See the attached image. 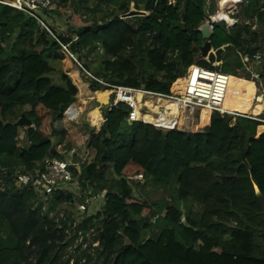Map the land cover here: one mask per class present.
<instances>
[{"label":"trees","instance_id":"obj_1","mask_svg":"<svg viewBox=\"0 0 264 264\" xmlns=\"http://www.w3.org/2000/svg\"><path fill=\"white\" fill-rule=\"evenodd\" d=\"M52 1L54 20L62 23L65 13L59 11L70 7L81 15L100 0ZM101 1L109 10L101 22L74 27L66 21L63 32L55 31L46 15L52 35L36 20L0 5V264H264L259 201L264 132L253 136L254 126L264 123L223 115L214 135H199L192 148L173 144L169 135L149 126L118 137L122 116L115 111L97 131L81 125L89 139L80 150L68 130L55 128L79 94L62 70L60 44L76 58L80 80L92 95L106 88L90 77L107 83L108 71L115 73L120 65L122 75L133 74L118 85L163 93L165 88L145 71L163 69L178 49L185 57L179 59L178 75L194 65L233 78L240 56L260 53L254 75L264 82V0H242V19L231 28L213 25L212 51L228 47L218 64L201 58L205 42L195 32L216 11L215 0L208 14L204 0ZM131 11L144 15L124 19ZM40 64L51 76L35 68ZM22 115L31 128L17 126ZM71 152L77 160L82 153L91 159L88 166L70 168L82 192L113 191L99 215L79 226L72 224V195L44 202L30 189L14 186L4 171L43 173ZM151 179L157 191L144 196ZM196 205L202 207L198 214ZM91 230L98 247L83 248ZM78 234L84 242H78Z\"/></svg>","mask_w":264,"mask_h":264},{"label":"built area","instance_id":"obj_2","mask_svg":"<svg viewBox=\"0 0 264 264\" xmlns=\"http://www.w3.org/2000/svg\"><path fill=\"white\" fill-rule=\"evenodd\" d=\"M204 1L206 4L204 10L208 14L210 0ZM230 3H233V6H230ZM242 4V0H222L219 9H216L213 14H208L206 18L210 29L213 30V25L219 23H225L230 28L235 26L242 19ZM0 5L36 20L39 27L52 35L46 25V21L48 20L45 19L47 15L50 25L55 21L53 15L55 4L52 0H0ZM222 16H228L233 22L229 23ZM248 25L252 30L255 29L253 25ZM60 49L67 61L73 62V64H76L80 68L76 58L69 51L68 47L60 44ZM260 60V53H254L247 57L240 56V64L237 70L238 75L241 76V70L244 68L246 71L245 76L247 78L252 77L258 83V77L254 75V67L259 65ZM164 67L173 68L171 74H168L169 77L162 78L163 82L161 83V78L157 80L155 76L153 77V80L158 81L165 88L166 92L163 93L107 84L89 76L92 80L106 88L105 95L102 92L92 95L93 98L90 100V103H93L94 112L89 117L88 123L90 127L97 131L107 121L108 115L115 111L122 116V120L116 131L118 137L129 138L138 128L149 126L163 131L169 135L170 141L173 144L178 145L184 143L172 138L174 132L179 131L180 126H186L188 131L193 129L196 133L194 139L195 145L197 136L204 134L211 135L212 129L216 128L217 122L219 119H222L223 115L237 116L235 113L223 111L221 107L226 99L228 76L194 65H188L180 75L177 74L180 70L179 65L175 67L165 63ZM148 72L151 74L156 71L150 69ZM64 74L66 73L64 72ZM96 103L97 106H95ZM74 106L71 105L67 108L71 109ZM78 113L82 115V111L74 109L72 115L67 117L65 112H63V118L77 120L76 115ZM216 113L218 114L217 121L215 120ZM261 122L264 123V121ZM259 127L262 128V131L258 135L253 133L255 139L264 132V126ZM88 139L89 136H86L84 141ZM14 145L17 146L18 141ZM90 164L91 159L87 154H80L77 160L71 152L64 160L53 161L43 173L37 171L30 173L15 171L14 175H12V184L16 187L30 189L42 197L44 202L54 199L59 194L72 195L75 204L72 224L73 226H79L88 217L99 215L102 205L108 202V195L113 193L111 190H106L100 194H95L92 191H81V185L77 179L72 177L70 168H78L82 165L88 166ZM6 170L4 169V171ZM134 179L139 182L143 181L142 176H137ZM94 238L95 233L91 230L86 237L87 242L83 244V248L88 246L92 249L97 248L98 243L94 241ZM82 241L84 242L82 235L78 234V242Z\"/></svg>","mask_w":264,"mask_h":264},{"label":"rangeland","instance_id":"obj_3","mask_svg":"<svg viewBox=\"0 0 264 264\" xmlns=\"http://www.w3.org/2000/svg\"><path fill=\"white\" fill-rule=\"evenodd\" d=\"M57 1V0H56ZM222 2V0H215V6L216 9L218 10L220 7V3ZM55 4V3H54ZM230 6H233V3L229 4ZM55 10H56V6H55ZM209 11V10H208ZM59 13H65V20L72 26L74 27H82V26H86L89 24L90 21H98L101 22L109 13V10L107 7H105L103 1H97L94 2L93 4H91L89 6V8L81 15H76L73 13V10L70 7H67L66 9L61 10V12L59 11ZM62 22L58 19H56L54 21L53 24V29L55 31H59V32H63L64 30V25L65 22ZM185 60L184 57V52L182 49H178L176 51H173L172 53H170L168 55L167 58V65H173L175 67H178V65L180 66V60ZM67 60L65 59L63 62V65L65 64ZM69 62V61H68ZM76 70L77 74H76V78H69L72 80V82L74 84H76L77 89L79 91L78 94V100L75 103V105L80 106V108H82V115L80 116L79 119L77 120H68L65 118H62L58 121L57 126L59 127H64L68 130V132L71 135V141H72V145L74 148H76L77 150L82 149V147L85 145V137L86 135L84 134L83 130L80 128L82 124H87L89 121V117L91 116V114L94 112L93 110V106H89L88 108L85 107L86 104V100H91L92 94L88 91V87L87 84L81 83L80 82V73H79V67L76 64H73V62H69ZM121 65H120V69L116 70L115 73L108 71L110 79L107 80V84H115L118 85V80L123 78V80L125 81H130L131 80V76L133 74L132 73H127V74H121ZM39 71H42V67L39 68ZM173 71V68L171 67H164L161 70L156 71L155 73H151L149 74L148 70L145 71V74L147 75V77L150 80H153V77L155 76V79L158 80V78H161L160 83L163 82L162 78H166L169 77L168 74H171V72ZM45 75V74H44ZM135 75V73H134ZM47 76V75H45ZM48 76H51L50 73ZM238 77H241L240 75H238ZM245 78L249 81H253L255 84H257L255 82V80L252 77H246ZM134 81H137L136 78H134ZM123 86V85H121ZM125 87H133V86H125ZM163 87V86H162ZM134 88V87H133ZM165 91V90H164ZM163 91V92H164ZM102 94H106L105 91L102 92ZM106 97V96H105ZM108 102V101H107ZM64 112V110H63ZM90 112V115H88L87 113ZM236 114V113H235ZM238 115V114H237ZM264 119V112L263 115L261 117V119H258V121H263ZM255 134V131L253 132ZM0 165H2V161L0 160ZM261 199L264 201V197H261ZM262 200H260L261 202H263ZM264 203V202H263ZM202 210V207L200 205H196L193 213L194 214H198L200 213ZM122 243V241H121ZM212 262H215L214 260H211Z\"/></svg>","mask_w":264,"mask_h":264},{"label":"bare ground","instance_id":"obj_4","mask_svg":"<svg viewBox=\"0 0 264 264\" xmlns=\"http://www.w3.org/2000/svg\"><path fill=\"white\" fill-rule=\"evenodd\" d=\"M231 9H233L231 7ZM229 23H232V19L228 16H222ZM62 70L70 78H76L75 68L66 61L62 66ZM246 71L243 68L241 70V77L233 78L228 77L227 79V94L226 99L222 103L221 107L223 111L236 113L239 115L246 116L251 119H261L264 112V82L255 84L253 81H249L245 78ZM78 109L82 111L80 106L75 105L74 108H64V112L67 117H70L74 111ZM218 114H215V120L217 121ZM186 126H180L179 131H175L173 139L179 142H183L187 146L194 145L195 131L187 130ZM255 135H258L262 128L259 126H254ZM215 127L211 131V135H214ZM157 191L156 179H151L149 185L143 190V195L148 196ZM263 201V200H262ZM264 202V201H263ZM262 202V203H263Z\"/></svg>","mask_w":264,"mask_h":264},{"label":"water","instance_id":"obj_5","mask_svg":"<svg viewBox=\"0 0 264 264\" xmlns=\"http://www.w3.org/2000/svg\"><path fill=\"white\" fill-rule=\"evenodd\" d=\"M143 15H144V13H142V12L131 11L130 13H128L124 17V19H129V18H132V17H135V16H143ZM195 32L200 34L202 39H203V41L205 42L204 46L200 49L201 58H203L204 60H207L209 63L218 64L219 61H220L221 54L224 51H226L228 49V47H223V48H221V49H219V50H217L215 52L212 51L210 40H211V37L213 35V31L210 29L209 22H208L207 19H205L203 24ZM89 103H90V101L86 100L85 104L88 105ZM95 106H97V103L95 104ZM80 116L81 115L78 113L76 115V118L79 119ZM17 126L30 128L31 127V122L29 120H27L24 115H22L20 117V119L18 120V122H17ZM178 145L186 146V147H190V148L195 146V145L187 146L185 144H178ZM5 172L9 173L10 175H14L15 170L14 169H7ZM260 200H262V199L260 198ZM260 204H261V207H262L263 219H264V203H262L260 201Z\"/></svg>","mask_w":264,"mask_h":264},{"label":"crops","instance_id":"obj_6","mask_svg":"<svg viewBox=\"0 0 264 264\" xmlns=\"http://www.w3.org/2000/svg\"><path fill=\"white\" fill-rule=\"evenodd\" d=\"M40 67H42V71H41V73L44 75H49V71H48V66L46 65V64H40V65H37V66H35V68L37 69V70H39V68ZM80 82H81V80H80ZM82 83V82H81ZM76 85V84H75ZM77 87V86H76ZM73 105H75V104H73ZM85 107H87V105L85 106ZM57 124H58V122H56L55 123V128L56 129H58V130H60V129H66V128H64V127H58L57 126ZM67 130V129H66Z\"/></svg>","mask_w":264,"mask_h":264}]
</instances>
